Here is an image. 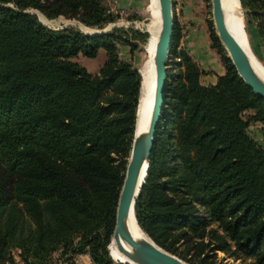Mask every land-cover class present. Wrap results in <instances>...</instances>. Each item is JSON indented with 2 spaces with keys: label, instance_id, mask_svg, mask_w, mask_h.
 <instances>
[{
  "label": "trees",
  "instance_id": "trees-1",
  "mask_svg": "<svg viewBox=\"0 0 264 264\" xmlns=\"http://www.w3.org/2000/svg\"><path fill=\"white\" fill-rule=\"evenodd\" d=\"M264 17V0H239ZM46 20L101 29L115 17L102 0H0V264H46L52 255L91 264L109 258L115 209L130 152L141 77L118 54L122 29L88 36ZM144 46L147 34H140ZM223 68L203 86L190 57L177 55L173 25L163 107L144 181L133 204L140 232L186 264L219 252L264 264V147L248 134L264 101L234 71L212 25ZM105 61L91 75L77 55ZM136 124V123H135ZM119 264V263H118Z\"/></svg>",
  "mask_w": 264,
  "mask_h": 264
},
{
  "label": "rangeland",
  "instance_id": "rangeland-1",
  "mask_svg": "<svg viewBox=\"0 0 264 264\" xmlns=\"http://www.w3.org/2000/svg\"><path fill=\"white\" fill-rule=\"evenodd\" d=\"M154 5L155 0H102V6L115 17V20L112 23L104 25L101 29H108L107 32H111L112 29L116 28L122 29L127 36V43L136 46V50L130 54L127 46L120 45L118 47V54L121 59L130 63L132 67L138 71L142 82L148 68V49L151 42V33L148 31L147 26L154 19ZM33 11L34 10H28L27 12L33 14ZM257 13L259 14L253 16L250 12L242 9L240 5H238L236 23L239 39L245 46L247 53L250 58L264 70V17L261 16L262 12H260V10ZM34 15L37 16V18L38 16L40 17V23L51 28H56L57 26L64 28L72 27L79 32L83 31V33H93L95 32L93 30H96V28L86 29L87 27H84L73 19L58 17L56 19H51L54 21H50L48 19L46 20V18L44 19L37 11ZM171 17L172 33L173 25L178 33V45L175 49L176 54H185L192 59L203 73L211 74L206 76L215 77L217 69H219V67L222 68V66L209 40L210 25H212L213 29L210 0H171ZM143 33L147 34L144 46L139 36ZM105 59V53L102 50H98L94 58H86L77 55L71 59V62L83 67L87 73L94 75L98 72ZM167 59L166 73L168 76L175 71L174 66L178 62V60L174 59L170 54V48ZM201 82L202 84H206L207 80L203 78ZM256 124L257 127L251 129V132L248 130V134L257 144L264 147V122H256ZM11 253L14 264H21L17 257L18 252L13 249ZM109 254L112 257L110 246ZM115 262L113 263H119L117 261ZM214 263L246 264L247 262L233 260L222 253L216 252ZM46 264L76 263L75 261L71 262L67 257L52 255Z\"/></svg>",
  "mask_w": 264,
  "mask_h": 264
},
{
  "label": "water",
  "instance_id": "water-1",
  "mask_svg": "<svg viewBox=\"0 0 264 264\" xmlns=\"http://www.w3.org/2000/svg\"><path fill=\"white\" fill-rule=\"evenodd\" d=\"M156 1L160 24L153 47L152 65L154 81L152 100L145 130L136 134V126L134 123L130 152L117 199L114 226L109 245H112L128 264H186L177 257L157 247L150 239L145 237L142 232L143 237L136 240L130 236L126 229V219L129 215L132 217L133 221H135L133 216V204L146 175L147 164L163 107L164 88L167 80L166 65L172 38L171 0ZM210 2L213 29L219 44L226 53L227 59L230 61L236 75L244 85L250 89L254 96L264 101V83L254 72L246 53L228 32L221 9V0H210ZM33 14H35L34 11ZM38 22L40 23L39 20ZM40 24L43 25L42 23ZM43 26L50 30H61L64 28L60 26L56 28ZM93 31L96 33L86 34L82 31L81 33L88 36H100L105 34L108 29H96ZM141 171L143 175L142 182L137 186V180ZM109 258L111 259L110 255Z\"/></svg>",
  "mask_w": 264,
  "mask_h": 264
},
{
  "label": "bare ground",
  "instance_id": "bare-ground-1",
  "mask_svg": "<svg viewBox=\"0 0 264 264\" xmlns=\"http://www.w3.org/2000/svg\"><path fill=\"white\" fill-rule=\"evenodd\" d=\"M238 5H240L239 0H221V9L223 12L225 26L228 32L230 33V35L233 37V39L239 44V46L246 53L251 67L253 68L254 72L259 77V79L264 83V70H262L254 62V60L250 58L245 46L242 44L238 36V28H237V23H236V13H237ZM154 10H155V16H153L154 19L147 26L148 31L151 33V42H150V46L148 49V68L144 76L142 85H141V94H140V99H139V104H138L137 114H136V121H135L136 123L135 133L136 134L140 131H144L146 128L149 109H150L151 100H152V88H153V81H154V72H153V65H152L153 47H154V43L158 35L159 24H160L158 6H157L156 0H155V5H154ZM34 13L36 14V11H34ZM38 20L41 22V19L39 16H38ZM93 33H96V32H93ZM142 177L143 175L141 171L140 176L137 180V186L142 182ZM126 229L128 233L130 234V236L136 240L141 239L143 237L142 233L138 229V226L136 225L135 221H133L130 215L126 219ZM109 246L111 247V251H112L113 258L110 256L112 260L114 259L115 261L119 262V264H123V263L128 264V262L115 250V248L112 245H109ZM109 246H108V249H109Z\"/></svg>",
  "mask_w": 264,
  "mask_h": 264
},
{
  "label": "crops",
  "instance_id": "crops-1",
  "mask_svg": "<svg viewBox=\"0 0 264 264\" xmlns=\"http://www.w3.org/2000/svg\"><path fill=\"white\" fill-rule=\"evenodd\" d=\"M222 74H223V70H222L221 67H219V69H217L216 76H221ZM203 78H204V80L205 79L207 80L206 84H204V83L202 84L201 81H202ZM200 79H201L200 83L203 86L213 85L215 83V77L214 76H204V77H202ZM253 128H252L251 125H249L248 130L251 132V129H253ZM73 261H75L76 264H91L86 255L77 256L76 259H74Z\"/></svg>",
  "mask_w": 264,
  "mask_h": 264
},
{
  "label": "built area",
  "instance_id": "built-area-1",
  "mask_svg": "<svg viewBox=\"0 0 264 264\" xmlns=\"http://www.w3.org/2000/svg\"><path fill=\"white\" fill-rule=\"evenodd\" d=\"M251 126H252V128H253V127L256 128V127H257V124L254 123V124H252ZM259 126H260V125H259Z\"/></svg>",
  "mask_w": 264,
  "mask_h": 264
}]
</instances>
